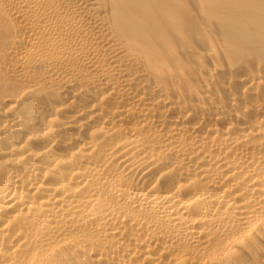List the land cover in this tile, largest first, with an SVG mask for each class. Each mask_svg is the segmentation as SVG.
Returning <instances> with one entry per match:
<instances>
[{"label":"bare ground","instance_id":"1","mask_svg":"<svg viewBox=\"0 0 264 264\" xmlns=\"http://www.w3.org/2000/svg\"><path fill=\"white\" fill-rule=\"evenodd\" d=\"M0 264H264V0H0Z\"/></svg>","mask_w":264,"mask_h":264},{"label":"rangeland","instance_id":"2","mask_svg":"<svg viewBox=\"0 0 264 264\" xmlns=\"http://www.w3.org/2000/svg\"><path fill=\"white\" fill-rule=\"evenodd\" d=\"M188 1H195V0H188ZM253 55H255V54H253Z\"/></svg>","mask_w":264,"mask_h":264}]
</instances>
